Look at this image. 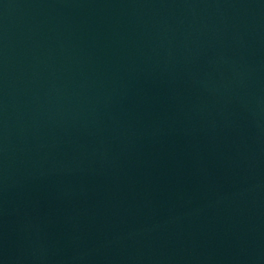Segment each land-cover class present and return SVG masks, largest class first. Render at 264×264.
I'll return each instance as SVG.
<instances>
[{"label":"water","instance_id":"water-1","mask_svg":"<svg viewBox=\"0 0 264 264\" xmlns=\"http://www.w3.org/2000/svg\"><path fill=\"white\" fill-rule=\"evenodd\" d=\"M0 264H264V0H0Z\"/></svg>","mask_w":264,"mask_h":264}]
</instances>
